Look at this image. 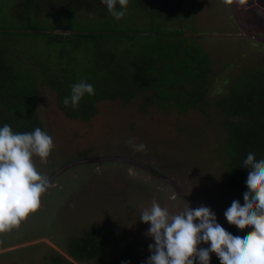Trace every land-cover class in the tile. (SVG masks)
<instances>
[{
  "label": "rangeland",
  "instance_id": "374dc122",
  "mask_svg": "<svg viewBox=\"0 0 264 264\" xmlns=\"http://www.w3.org/2000/svg\"><path fill=\"white\" fill-rule=\"evenodd\" d=\"M33 3L30 20L41 28L51 27L56 34L68 33L56 28L67 26L68 21L73 30L82 24L97 23L106 7L101 0H76L71 10L65 6L69 0ZM16 4V0L7 2L10 13L5 25L27 22L21 16L22 10L16 11ZM239 6L251 29L264 37V0H240ZM114 20L110 29L194 37L189 41L209 58L203 110L179 111L173 106L164 110L160 103L143 110L142 98L129 102L107 99L98 103V113L92 119H71L57 103L50 85L39 83L35 97L37 127L51 135L54 146L46 160L33 157L35 166L49 180L58 169L73 161L125 156L152 167L175 183H166L130 162L73 166L53 180L35 210L18 225L0 231V264H56L57 258L63 264H94L93 260L76 259L71 249L75 240L97 228L106 235L109 261L141 264L150 254L148 244L152 242L146 235L149 222L139 220L142 209L155 200L170 213L181 212L187 205L178 191H184L195 207L201 203L210 206L217 219L228 226L238 228L241 224L223 213L230 193L223 150L227 122L219 102L235 95L234 89L243 75L264 69V46L243 36L230 0H129L125 16ZM44 40L34 35L18 39L31 58L38 57ZM4 46L12 53L8 58L20 65L17 45ZM125 60L118 61L116 67H127L130 62L124 64ZM44 63L49 70V63ZM196 80L203 81L198 77L192 82ZM128 137H134L136 143L143 142L147 149L134 151L127 143ZM210 264H221L215 252L210 254Z\"/></svg>",
  "mask_w": 264,
  "mask_h": 264
},
{
  "label": "trees",
  "instance_id": "16d2710c",
  "mask_svg": "<svg viewBox=\"0 0 264 264\" xmlns=\"http://www.w3.org/2000/svg\"><path fill=\"white\" fill-rule=\"evenodd\" d=\"M8 1L0 2V125L7 123L19 132L37 127L35 97L39 83L50 85L57 103L71 119H92L98 113V103L107 99L129 102L142 98L143 110L158 103L164 110L171 106L179 111L203 108L205 85L209 83V58L189 41L194 38L192 35L110 29L113 27L109 24L115 20L105 7L95 24H82L73 30L68 21L72 32L68 39H62L49 32L51 27L41 28L30 20L33 0H16L19 2L16 11L22 10L21 16L27 19L25 24L5 25L6 15L10 13ZM73 1L76 2L69 0L66 8L71 10ZM27 35L45 39L38 57L31 58L26 53L29 50L21 47L18 39ZM6 43L17 45L14 50L22 60L20 65L8 58L12 53L5 49ZM115 58L118 61L125 58L124 64L130 63L120 70ZM45 61L49 63V70L44 68ZM198 77L203 81L192 82ZM80 80L91 83L94 94L85 93L76 108L65 106L63 98L70 94L71 85ZM110 83L113 84L110 86ZM236 87L235 95L219 103L227 122L223 149L228 171L227 191L239 197L240 188L245 184L246 161L241 159L242 152L250 146L254 154H264V69L249 71ZM250 227L242 222L238 228ZM105 237L99 228L90 231L86 237L74 241L72 255L80 261L93 260L94 264H121L106 258ZM55 263L64 262L57 258Z\"/></svg>",
  "mask_w": 264,
  "mask_h": 264
},
{
  "label": "clouds",
  "instance_id": "9594fccd",
  "mask_svg": "<svg viewBox=\"0 0 264 264\" xmlns=\"http://www.w3.org/2000/svg\"><path fill=\"white\" fill-rule=\"evenodd\" d=\"M101 3L119 20L125 16L129 0H101ZM85 93L94 94L91 83L84 80L73 83L63 104L76 108ZM127 143L134 151L147 149L143 142L136 143L134 137H128ZM53 146L51 135L40 127L19 132L7 123L0 125V231L18 225L38 207L49 181L37 170L33 157L46 160ZM241 159L246 161L245 184L239 197L235 192L229 194L223 213L236 224L246 222L250 229L228 226L204 203L193 208L185 202L187 208L173 214L154 200L140 213L139 220L149 222L146 235L152 238L148 244L150 254L141 264H210L213 252L221 264H264V154H254L249 146ZM202 242L207 246L198 247ZM121 264L130 261L122 260Z\"/></svg>",
  "mask_w": 264,
  "mask_h": 264
},
{
  "label": "water",
  "instance_id": "95a60500",
  "mask_svg": "<svg viewBox=\"0 0 264 264\" xmlns=\"http://www.w3.org/2000/svg\"><path fill=\"white\" fill-rule=\"evenodd\" d=\"M239 2H240V0H230V4H231V7H232V12H233V17H234V19L236 21V24L238 25L240 31L242 32V34H243V36L245 38L255 42L256 44L264 46V37L259 35V34H257L255 31H253L251 29V27L247 24V22L245 21V19L243 17V14H242L243 10H242V8H240ZM56 28L57 29L61 28V30L66 29L68 31V33H65V34L64 33L56 34L52 30H50L49 32L54 33L57 38L68 39L69 38V34L72 32L70 30L69 26H60V27L58 26ZM108 161L130 162V163H133L135 165L144 167L145 169H148L151 173L155 174L154 169L152 167H148V166L142 165L140 162H138L137 160L132 159L130 157L111 156V157L89 158V159H82V160H78V161H73V162H71V163H69L67 165H64L62 168L58 169L56 171V173L54 175H52V177H50V179L48 180L49 183H48L46 189H48L50 184L53 182V180L59 174H61L63 171H65V170H67V169H69V168H71L73 166L84 165V164H87V163H103V162H108ZM158 177L160 179H162L163 181H165L166 183H169V184L170 183L171 184L175 183L171 179H167L161 174H158ZM178 187H179V184H178ZM178 192L180 193V195H182V197H184V199H185L184 201L186 203H188L190 207L195 208V206L192 204V202L186 198L184 191H178ZM42 194H41V196H42ZM202 246H205V243L202 242ZM197 264H199V262H197Z\"/></svg>",
  "mask_w": 264,
  "mask_h": 264
}]
</instances>
